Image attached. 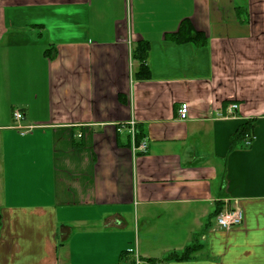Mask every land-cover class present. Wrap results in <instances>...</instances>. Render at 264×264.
<instances>
[{"label":"crops","instance_id":"obj_1","mask_svg":"<svg viewBox=\"0 0 264 264\" xmlns=\"http://www.w3.org/2000/svg\"><path fill=\"white\" fill-rule=\"evenodd\" d=\"M137 255L264 264V0H0V264Z\"/></svg>","mask_w":264,"mask_h":264},{"label":"trees","instance_id":"obj_2","mask_svg":"<svg viewBox=\"0 0 264 264\" xmlns=\"http://www.w3.org/2000/svg\"><path fill=\"white\" fill-rule=\"evenodd\" d=\"M186 28H188V30L190 28V25L187 22V20L184 22L179 32L175 35V38L179 40L184 35ZM197 34L198 33H196V35ZM188 38L194 39L192 36H189ZM149 51H150V43L147 40H140L132 50L133 59L138 61L139 63L137 70L134 73V77L136 79H150L152 76L151 68L149 67L147 63L148 57H149ZM253 122L254 120L252 119L247 120L239 126L238 130L235 132L233 136L232 148L236 147L238 143L244 141L245 139L247 140L248 137L252 136ZM136 139L138 141H141V133L139 135V132H137ZM222 210L223 209L221 207H218L215 211V216H217V214L220 213ZM195 249H196V246L187 247L182 253L174 252L170 254L166 258V260L185 259L188 256H190L191 252L194 251ZM153 262H156V261H153Z\"/></svg>","mask_w":264,"mask_h":264},{"label":"built area","instance_id":"obj_3","mask_svg":"<svg viewBox=\"0 0 264 264\" xmlns=\"http://www.w3.org/2000/svg\"><path fill=\"white\" fill-rule=\"evenodd\" d=\"M239 108L238 103H232L228 106L229 113L235 112ZM179 117L181 119H187L189 116V105L187 103H182L179 108ZM14 117L17 120H21L24 118L23 113L20 110H16L14 112ZM123 126H119V130L122 129ZM128 128L130 129V133L133 137L136 135V122L131 121L128 123ZM252 136L247 138V144L251 143ZM254 138V137H253ZM148 148V144L146 141L142 142L137 149L139 151H146ZM216 223L220 229L230 230L232 228L241 226L244 223V210L240 205L235 204L231 209L222 210L216 216ZM135 264H160L159 262H150L144 261L140 256L135 257Z\"/></svg>","mask_w":264,"mask_h":264}]
</instances>
